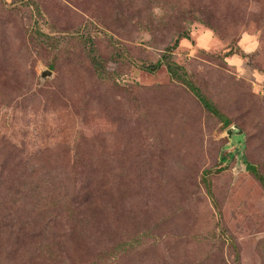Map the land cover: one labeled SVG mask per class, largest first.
I'll use <instances>...</instances> for the list:
<instances>
[{
	"label": "rangeland",
	"instance_id": "1",
	"mask_svg": "<svg viewBox=\"0 0 264 264\" xmlns=\"http://www.w3.org/2000/svg\"><path fill=\"white\" fill-rule=\"evenodd\" d=\"M181 78L244 133L210 192L229 126ZM245 160L264 0H0V264H264Z\"/></svg>",
	"mask_w": 264,
	"mask_h": 264
},
{
	"label": "trees",
	"instance_id": "2",
	"mask_svg": "<svg viewBox=\"0 0 264 264\" xmlns=\"http://www.w3.org/2000/svg\"><path fill=\"white\" fill-rule=\"evenodd\" d=\"M158 64L155 65V67H158ZM50 67L52 68L53 65L51 64ZM155 67H145V70L148 72H153L154 71L153 68ZM181 80H182V83L187 85L189 90L197 97L198 101L202 104L204 109L209 114L217 117L220 120L223 127H228L230 125L231 123L230 119L226 117V115L223 112H221L218 108L213 106L206 98H204L201 95L200 91L194 85H192L191 82L183 78H181ZM227 139H229L228 149L233 148V151H230L220 156L218 162L219 164H221V166L216 167L214 171L204 170L202 173V181L208 192H210L211 189H210V182L208 181L207 176H209V174L212 172L215 174H219L223 172L226 169V165H224V163L230 162L242 145V138L240 139V137L236 136L235 134ZM244 164H245V171L247 173L252 174L262 185H264V175L260 173L258 165L250 163L247 160L244 161Z\"/></svg>",
	"mask_w": 264,
	"mask_h": 264
},
{
	"label": "water",
	"instance_id": "3",
	"mask_svg": "<svg viewBox=\"0 0 264 264\" xmlns=\"http://www.w3.org/2000/svg\"><path fill=\"white\" fill-rule=\"evenodd\" d=\"M51 74L52 73L50 71L46 70V71H44V73H42L41 78L44 79L46 75L50 76ZM234 134L235 135H241L242 136V145H241V147L239 149L241 151L242 148L244 147L243 146L244 145V143H243V141H244V133H243V131L238 126L231 125L225 131V135L230 138Z\"/></svg>",
	"mask_w": 264,
	"mask_h": 264
}]
</instances>
